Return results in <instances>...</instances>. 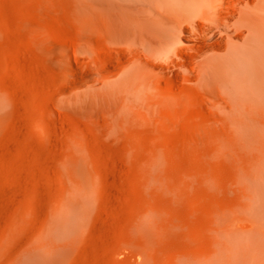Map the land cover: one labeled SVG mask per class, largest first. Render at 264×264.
I'll list each match as a JSON object with an SVG mask.
<instances>
[{"label": "rangeland", "instance_id": "obj_1", "mask_svg": "<svg viewBox=\"0 0 264 264\" xmlns=\"http://www.w3.org/2000/svg\"><path fill=\"white\" fill-rule=\"evenodd\" d=\"M87 8L0 0V264L206 262L264 193V129L243 138L181 79L176 115L117 108L98 80L117 51Z\"/></svg>", "mask_w": 264, "mask_h": 264}, {"label": "bare ground", "instance_id": "obj_2", "mask_svg": "<svg viewBox=\"0 0 264 264\" xmlns=\"http://www.w3.org/2000/svg\"><path fill=\"white\" fill-rule=\"evenodd\" d=\"M82 2L89 6L83 14L117 51L98 67L100 94L115 98L117 108L136 106L156 115L182 110L188 99L177 95L180 85L164 84L181 79L200 85L218 108L227 111L242 137L252 138L264 129L259 118L264 112V0ZM36 132L43 134L42 128ZM250 201L247 217L225 215V229L220 228L222 222L215 227L224 231L219 233L224 240L206 262L184 264H264V193H252Z\"/></svg>", "mask_w": 264, "mask_h": 264}]
</instances>
